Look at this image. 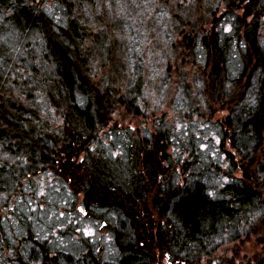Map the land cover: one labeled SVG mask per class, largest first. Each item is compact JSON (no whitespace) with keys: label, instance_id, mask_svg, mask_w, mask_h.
Returning a JSON list of instances; mask_svg holds the SVG:
<instances>
[{"label":"trees","instance_id":"obj_1","mask_svg":"<svg viewBox=\"0 0 264 264\" xmlns=\"http://www.w3.org/2000/svg\"><path fill=\"white\" fill-rule=\"evenodd\" d=\"M263 16L264 0H0V264H236L212 257L242 234L264 264ZM165 109L183 122L117 124ZM79 216L106 222L107 252Z\"/></svg>","mask_w":264,"mask_h":264},{"label":"rangeland","instance_id":"obj_2","mask_svg":"<svg viewBox=\"0 0 264 264\" xmlns=\"http://www.w3.org/2000/svg\"><path fill=\"white\" fill-rule=\"evenodd\" d=\"M220 14V11L219 13ZM260 35L259 37L261 38V45L264 46V16L260 19ZM160 58V57H159ZM159 58H158V62H159ZM233 62H231L232 64ZM155 64H153V70L155 69ZM232 67V66H231ZM230 68V73L234 74L235 71L233 68ZM236 73L233 75L235 76ZM171 77H175L172 76ZM151 78H153V76H151ZM145 87H149L150 89L152 87H154V84L152 83V81H150L149 83H147V85ZM143 89V87H142ZM145 91L141 92L142 98H143V93ZM144 101V108L146 110V112L148 111V109L150 110V108L153 105V101ZM156 106V105H155ZM124 118V120H123ZM216 118V117H215ZM215 118H209V119H205V117H201L199 119H196V121L198 122V124L202 125L205 124L207 126L204 127V130L207 131L205 133V135H201L204 138L206 136H208V134L210 133V135L212 136V138H215V131H217V124L215 125ZM159 119H162L164 123H166L167 121H172L174 123V125L178 126L180 125L183 120L184 117H182L181 115L179 116V114L177 112H175L174 109H165V112H155V117L152 116H139V119L137 120V117H133V115L128 114L125 115L123 117V115H119V121H118V126L120 127H128L130 126L132 130H134L137 126H140L141 129L145 128V129H149L152 127L153 125V120L158 121ZM123 120V121H121ZM153 122V123H152ZM197 128V126L194 127V129ZM140 129V130H141ZM198 131V130H197ZM180 134H182L180 132ZM173 139L176 140L177 139V135L173 134ZM202 140H198V142H201ZM212 140L209 141V143L211 144ZM202 147H205L204 144L201 142ZM209 144V145H210ZM208 145V148H210V146ZM45 194H46V203L45 204V209L43 210V219L45 220V222H47L48 220V215L52 214V209H55V206L53 205V202H58L59 199H61V192H58L57 190H60L59 185H56L55 183H53V186H50L48 182H45ZM64 198V197H62ZM97 211H95L96 213ZM58 214H61L59 212H55ZM55 213H53V215H51V218L53 219V217L55 216ZM62 215V214H61ZM49 218L48 221H52V219ZM79 220L83 221L82 222V226H81V231L80 233H82L81 235H92V237H97L98 240L101 241V244L104 245V251L107 252L108 248H107V242L105 243V239L103 237L108 238V228H107V224L105 221H102V219H97V218H86V217H80L79 216ZM54 221V220H53ZM46 226H48L46 224ZM48 228H46L47 230ZM76 230H78V226L75 227ZM67 236L74 238L73 236H71V234H68ZM64 236L65 239L68 243L71 241L69 240L70 238ZM109 238H110V234H109ZM238 239V240H237ZM237 239H235L234 241L230 242V241H225L223 243H221L219 245V247L217 248L215 255L212 257L213 259H218L220 261V256H226L228 257L229 262H235L236 264H244L245 262H249L254 260V256L257 255V257L259 256L260 252V244L258 242V239L256 237H252L251 235L247 234L244 235L243 234L238 237ZM108 240V239H107ZM109 243V242H108ZM106 244V245H105ZM69 245V244H68ZM110 248V245H109ZM246 264V263H245Z\"/></svg>","mask_w":264,"mask_h":264}]
</instances>
